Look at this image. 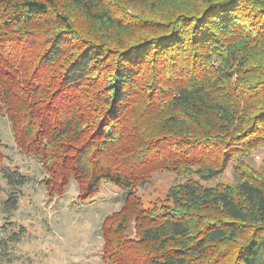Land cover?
<instances>
[{"label": "trees", "instance_id": "obj_1", "mask_svg": "<svg viewBox=\"0 0 264 264\" xmlns=\"http://www.w3.org/2000/svg\"><path fill=\"white\" fill-rule=\"evenodd\" d=\"M0 117L50 200L127 190L105 264H264V0H0ZM158 171L181 180L145 205Z\"/></svg>", "mask_w": 264, "mask_h": 264}, {"label": "rangeland", "instance_id": "obj_2", "mask_svg": "<svg viewBox=\"0 0 264 264\" xmlns=\"http://www.w3.org/2000/svg\"><path fill=\"white\" fill-rule=\"evenodd\" d=\"M0 139L12 167L30 178L25 185L9 187L0 168V188H4L0 192V264H105L101 257V226L109 214L121 209L127 190L103 181L94 196L82 201L77 183L72 182L63 196L50 200L41 164L18 149L6 117H0ZM245 161L254 169L264 166V146L252 151ZM234 164L208 184L234 182ZM179 180L174 173L155 172L137 188L138 194L145 205H151L164 199ZM13 192L15 206L8 201Z\"/></svg>", "mask_w": 264, "mask_h": 264}]
</instances>
